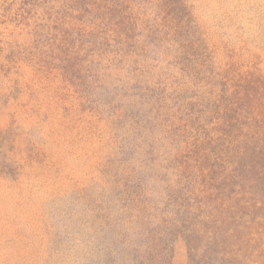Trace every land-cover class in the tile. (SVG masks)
Returning a JSON list of instances; mask_svg holds the SVG:
<instances>
[{
    "label": "trees",
    "instance_id": "1",
    "mask_svg": "<svg viewBox=\"0 0 264 264\" xmlns=\"http://www.w3.org/2000/svg\"><path fill=\"white\" fill-rule=\"evenodd\" d=\"M194 9L0 0L1 66L57 80L58 98L106 129L103 264H172L178 242L186 264H264V67L220 59Z\"/></svg>",
    "mask_w": 264,
    "mask_h": 264
},
{
    "label": "rangeland",
    "instance_id": "2",
    "mask_svg": "<svg viewBox=\"0 0 264 264\" xmlns=\"http://www.w3.org/2000/svg\"><path fill=\"white\" fill-rule=\"evenodd\" d=\"M192 1L220 59L228 49L264 67V0ZM59 86L26 64L0 63V264L104 263L92 226L108 135L73 99L60 100ZM172 264H186L181 242Z\"/></svg>",
    "mask_w": 264,
    "mask_h": 264
}]
</instances>
